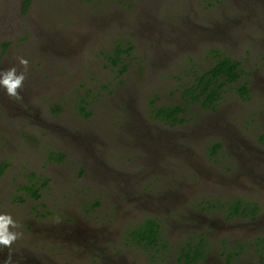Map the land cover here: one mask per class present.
Listing matches in <instances>:
<instances>
[{"label":"rangeland","instance_id":"obj_1","mask_svg":"<svg viewBox=\"0 0 264 264\" xmlns=\"http://www.w3.org/2000/svg\"><path fill=\"white\" fill-rule=\"evenodd\" d=\"M25 3L0 0V71L29 61L21 100L0 88V213L23 233L13 259L188 264L183 247L205 236L191 264H264V0ZM215 51L245 74L204 104L187 89ZM178 105L179 122L157 115ZM235 199L256 214L230 217ZM147 218L156 248L131 235Z\"/></svg>","mask_w":264,"mask_h":264},{"label":"trees","instance_id":"obj_2","mask_svg":"<svg viewBox=\"0 0 264 264\" xmlns=\"http://www.w3.org/2000/svg\"><path fill=\"white\" fill-rule=\"evenodd\" d=\"M31 0H27L25 4V9L28 8ZM132 48V46H131ZM130 49L123 47V44L117 46L116 56L119 59L114 61L118 63L120 57L123 54H128ZM216 52V51H215ZM217 59L216 63L205 73L201 74L197 79L195 84L187 89V93L191 95L194 99L201 101L204 104L215 103L222 94V87L230 82L237 81L241 75V68L239 67V62L234 60L232 57L216 52ZM239 92L245 97L249 95L250 89L247 83L241 84L238 88ZM82 109H85L82 107ZM84 111V110H83ZM183 112L182 106H170V107H160L157 109V115L161 118L176 123L181 121L180 114ZM90 114V112H87ZM221 143H216L212 148V155H215L217 151L221 148ZM47 182L44 183V185ZM32 193L35 197H40V188L30 187ZM257 204L248 203L244 199H235L233 203L229 206V216H248L251 213L256 214ZM135 241L140 245L148 248H156L161 241V224L156 218H147L141 225L137 226L131 233ZM205 236L197 243H188L183 247L181 259L187 260L188 264L195 263L201 259L206 258V246Z\"/></svg>","mask_w":264,"mask_h":264},{"label":"clouds","instance_id":"obj_3","mask_svg":"<svg viewBox=\"0 0 264 264\" xmlns=\"http://www.w3.org/2000/svg\"><path fill=\"white\" fill-rule=\"evenodd\" d=\"M23 71L19 72L15 67L0 71V88H3L8 97L21 100L20 90L24 86L26 73L28 71L29 61L26 58H19ZM20 224L11 214L0 213V250L8 249V257L4 264H19V261L13 259L12 245L22 237L23 233L15 231Z\"/></svg>","mask_w":264,"mask_h":264},{"label":"flooded vegetation","instance_id":"obj_4","mask_svg":"<svg viewBox=\"0 0 264 264\" xmlns=\"http://www.w3.org/2000/svg\"><path fill=\"white\" fill-rule=\"evenodd\" d=\"M27 1V0H26ZM31 3V2H30ZM26 4V3H25ZM226 55V54H225ZM216 59H217V54H216V52H215V54L214 55H211V60H213L212 61V63H211V65H209L207 68H206V70H204L202 73H200L198 76H197V78L201 75V74H203V73H205L207 70H209L215 63H216ZM234 59V58H233ZM234 60H236V59H234ZM236 61H238L239 62V67L241 68V75H240V77L238 78V80L237 81H239L240 79H242L243 78V75L245 74V72L243 71V69H242V67H241V62L239 61V60H236ZM237 81H233V82H230V83H234V82H237ZM230 83H228L227 85H229ZM244 84H246V82L244 83ZM248 84V83H247ZM227 85H225V86H227ZM225 86H223L222 87V91H223V88L225 87ZM240 87V86H239ZM238 87V88H239ZM249 88V87H248ZM240 95H241V97L243 96L241 93H240ZM249 95H246L245 97L247 98ZM19 264H21V263H19ZM22 264H24V263H22Z\"/></svg>","mask_w":264,"mask_h":264}]
</instances>
